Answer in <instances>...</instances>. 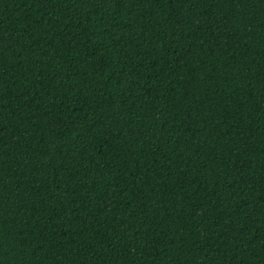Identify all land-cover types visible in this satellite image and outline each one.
<instances>
[{
  "label": "trees",
  "instance_id": "16d2710c",
  "mask_svg": "<svg viewBox=\"0 0 264 264\" xmlns=\"http://www.w3.org/2000/svg\"><path fill=\"white\" fill-rule=\"evenodd\" d=\"M0 264H264V0H0Z\"/></svg>",
  "mask_w": 264,
  "mask_h": 264
}]
</instances>
